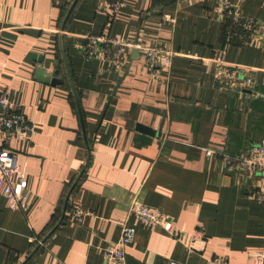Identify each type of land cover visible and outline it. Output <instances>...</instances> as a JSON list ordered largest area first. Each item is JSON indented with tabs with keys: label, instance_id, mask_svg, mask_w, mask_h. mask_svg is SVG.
Returning <instances> with one entry per match:
<instances>
[{
	"label": "crops",
	"instance_id": "crops-1",
	"mask_svg": "<svg viewBox=\"0 0 264 264\" xmlns=\"http://www.w3.org/2000/svg\"><path fill=\"white\" fill-rule=\"evenodd\" d=\"M223 1L123 0L110 19L106 0H0V93L9 90L10 108L34 127L29 139L6 138L30 202L10 209L0 188V264H102L124 223L134 228L127 264H252L264 244V178L252 189L205 150L235 155L264 142V0H227L261 21L248 41L226 40ZM88 33L137 46L117 63L88 59ZM155 43L184 53L149 68L139 48ZM215 57L248 68L252 84L218 83ZM56 64L61 83L38 80L37 67L49 74ZM136 199L169 228L128 212ZM76 205L94 214L77 221Z\"/></svg>",
	"mask_w": 264,
	"mask_h": 264
},
{
	"label": "built area",
	"instance_id": "built-area-1",
	"mask_svg": "<svg viewBox=\"0 0 264 264\" xmlns=\"http://www.w3.org/2000/svg\"><path fill=\"white\" fill-rule=\"evenodd\" d=\"M106 4L107 9L104 13L113 19L119 7L123 5V0H106ZM163 16L166 20L174 21L170 14ZM222 21L226 40L238 39L239 41H248L258 31L261 22L251 15L242 14L227 0L223 1L222 5ZM84 38L85 42L81 53L85 58L109 59L113 63H117L119 53L125 46H137L109 33H88ZM139 49L142 51L144 65L152 69L162 65H170L174 55L184 53L159 43L143 46ZM211 62L218 83L225 81L228 87L239 88H246L252 84L248 68L229 63L222 57H215ZM9 102L10 92L6 89L0 93V130L6 134L4 143H0V188L10 209L26 211L30 199L29 192L24 188L25 175L18 165L17 154L7 146L6 138L19 136L29 139L34 127L21 110L11 109ZM205 153L208 157L221 158L229 169H241L244 181L251 185L252 189L257 187L255 183L257 179L264 178V142L252 144L247 151L235 155L228 154L222 148L207 149ZM256 194L258 200L264 203V187H258ZM127 209L128 212L135 214L148 226L161 225L166 229L169 228L159 209L148 206L138 199L132 201ZM85 214H94V211L84 210L78 205L74 206V216L77 221H81ZM133 237V226L124 223L119 239L105 246L102 264H127L126 246L132 243ZM251 258L252 264H264V244L261 249L252 251ZM209 264L228 263L226 259L216 257L212 258Z\"/></svg>",
	"mask_w": 264,
	"mask_h": 264
},
{
	"label": "water",
	"instance_id": "water-1",
	"mask_svg": "<svg viewBox=\"0 0 264 264\" xmlns=\"http://www.w3.org/2000/svg\"><path fill=\"white\" fill-rule=\"evenodd\" d=\"M72 6L68 9V12H67V16L68 14L70 13L71 9H72ZM136 44V43H134ZM136 51V49H135ZM137 52V51H136ZM67 71V75H68V80H69V83H70V86H71V89H72V93H73V96H74V100H75V104H76V108H77V112H78V115H79V119H80V123H81V128L82 130L84 131V123H83V119H82V114H81V110H80V104H79V99H78V95L76 93V90L73 86V83L71 81V78H70V74ZM35 75L36 77L38 78V80L42 81V82H47V83H61L62 82V74L60 72V69L58 67V65L56 64V68L55 70L52 72V73H45L43 69H41L40 67H37L36 70H35ZM120 83V78L118 79V83L117 85L114 87L107 103H106V106H105V109L104 111L106 110L110 100L112 99V97L115 95V92H116V88L118 86V84ZM137 126L140 128V129H143L144 131H147V133H152V129L146 125H142L140 123L137 124Z\"/></svg>",
	"mask_w": 264,
	"mask_h": 264
},
{
	"label": "trees",
	"instance_id": "trees-1",
	"mask_svg": "<svg viewBox=\"0 0 264 264\" xmlns=\"http://www.w3.org/2000/svg\"><path fill=\"white\" fill-rule=\"evenodd\" d=\"M88 147H89V145H88ZM80 175H81V172H80V174L78 175V178H79ZM65 195H66V194H65ZM33 244H34V245L37 244L36 241H35Z\"/></svg>",
	"mask_w": 264,
	"mask_h": 264
}]
</instances>
